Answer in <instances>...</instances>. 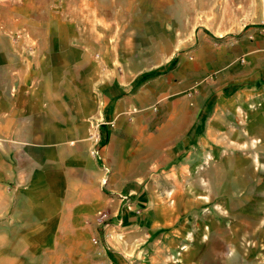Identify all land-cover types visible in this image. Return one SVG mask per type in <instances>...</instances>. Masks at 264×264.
<instances>
[{
	"label": "crops",
	"instance_id": "crops-1",
	"mask_svg": "<svg viewBox=\"0 0 264 264\" xmlns=\"http://www.w3.org/2000/svg\"><path fill=\"white\" fill-rule=\"evenodd\" d=\"M47 33L51 40L35 47L0 45L1 262L101 264L91 238L101 236L95 215L109 208L120 214L121 234L110 241L117 264L264 258V240L237 235L220 205L198 200L200 183L184 182L198 178L188 161L211 142L205 116L223 100L241 109L264 98V27L244 26L219 50L198 34L191 58L134 77L91 73L72 28L54 32L55 41ZM29 49L39 58L29 61ZM205 54L208 71L225 70L217 95L201 84ZM173 162L178 170L168 168Z\"/></svg>",
	"mask_w": 264,
	"mask_h": 264
},
{
	"label": "rangeland",
	"instance_id": "rangeland-1",
	"mask_svg": "<svg viewBox=\"0 0 264 264\" xmlns=\"http://www.w3.org/2000/svg\"><path fill=\"white\" fill-rule=\"evenodd\" d=\"M247 25L264 27V0H0V45L10 42L16 47H35L51 40L49 29L55 41L58 37L54 32L70 27L81 48L76 50L77 58L87 61L81 64H89L93 74L108 77L164 74L181 54L191 58L198 34L212 41L216 49H227ZM38 53V49L26 50V58L37 59ZM210 61V55L205 54V65ZM204 67L201 84L207 89L211 83L210 92L219 94L217 83L225 70L214 64L209 71V65ZM241 107L230 108L223 100L217 110L205 116L203 133L211 142L198 152V162L188 161L190 167L198 164V178L188 175L184 182L188 186L199 182L198 200L202 205H220V215L230 217L231 224L235 222L237 235L263 241V94L251 106ZM180 166L173 162L168 168L178 170ZM225 207L237 213L223 210ZM112 210L95 215L101 236L91 238V244L99 248L101 264H117L110 241L121 234L114 224L120 214L112 216ZM100 212L107 215L104 223L99 220ZM257 264H264V258Z\"/></svg>",
	"mask_w": 264,
	"mask_h": 264
},
{
	"label": "built area",
	"instance_id": "built-area-1",
	"mask_svg": "<svg viewBox=\"0 0 264 264\" xmlns=\"http://www.w3.org/2000/svg\"><path fill=\"white\" fill-rule=\"evenodd\" d=\"M106 219H107V215H106V213L100 212V213H99V220L102 221V223H104ZM94 242L96 243L97 240L94 239Z\"/></svg>",
	"mask_w": 264,
	"mask_h": 264
}]
</instances>
